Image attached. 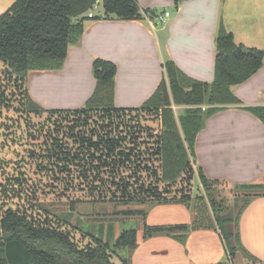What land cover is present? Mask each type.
<instances>
[{
	"label": "trees",
	"instance_id": "16d2710c",
	"mask_svg": "<svg viewBox=\"0 0 264 264\" xmlns=\"http://www.w3.org/2000/svg\"><path fill=\"white\" fill-rule=\"evenodd\" d=\"M98 1L16 0L0 15V61L24 79L32 70L62 69L69 47L80 43L86 21L102 18L98 14L93 17L88 15L99 6ZM184 1L174 0L175 8ZM102 6L104 18L134 20L157 15L156 10L143 9L139 0H102ZM216 41L215 78L212 82L193 78L173 60H167L163 63L165 77L141 107L114 105L118 66L103 58H96L93 62L97 86L84 107L48 109L37 103L28 91L26 96L31 112L60 115L54 120V131L68 128L67 134L54 136L50 143L51 155L64 162V170H70L66 163L72 159L78 161L84 177L93 171L95 178L104 171L108 176L119 177L118 181H112L121 192L115 200L126 206L149 203V208H152L158 204L182 203L194 212L191 223L149 225L144 222V238L166 235L184 242L191 230L213 227L219 230L228 255L226 260L215 264H230L238 250L250 261L259 262L242 243L240 218L254 198L264 195V184L235 185L239 190L236 200L240 203L236 217L225 216L229 208L220 195H216L218 192L214 187L220 180L206 177L201 169L197 170V174L204 188L203 193L195 197L190 193L167 195L184 174L191 188L196 175L191 158L196 156V139L204 128L205 118L228 105H237L264 122V105L244 106L231 89L232 85L244 83L258 72L264 63V50L238 43L222 21ZM174 106H185L178 118ZM144 109L160 113L163 130L152 139L155 142L152 154L159 156L157 164L146 163L142 159L139 140L143 127L134 128L136 125L130 121L132 115L130 118L123 117L135 112L134 117L138 118ZM78 127L84 128L76 131ZM96 127L100 130L97 131ZM68 136L78 142V151H71L66 139ZM128 169L130 172L123 176L122 172ZM144 171L152 177L148 183L144 179ZM118 213L126 217L137 214L144 218L147 216L143 209ZM230 222L236 226L234 232L227 228ZM94 240L95 245L80 247L70 231L37 222L32 216L11 207L0 219V264H118L114 256L119 250L127 251L125 257H119L121 264H132V254L138 246L136 228L123 230L113 245L110 237Z\"/></svg>",
	"mask_w": 264,
	"mask_h": 264
},
{
	"label": "crops",
	"instance_id": "0c3cea01",
	"mask_svg": "<svg viewBox=\"0 0 264 264\" xmlns=\"http://www.w3.org/2000/svg\"><path fill=\"white\" fill-rule=\"evenodd\" d=\"M15 1L0 0V15ZM139 3L143 9H162L163 14L157 12L155 17L134 20L104 17L87 20L80 43L69 47L62 69L28 73L31 97L51 109L84 107L97 86L93 73L96 58L113 61L118 66L114 92L117 107L143 106L165 77L163 63L167 60H173L193 78L212 82L221 21L238 43L264 50V0H185L169 16L166 8H174V0H139ZM163 16L170 19L165 22ZM160 21L164 24L159 27ZM39 83L41 86L34 90ZM40 87L49 88V94ZM231 89L244 106L264 105V63L246 82L232 85ZM203 127L196 139V156L192 161L206 177L234 185L264 184V122L260 118L242 106L228 105L205 118ZM151 146V152L141 148L146 163L159 157L152 154L155 144ZM199 182L202 186L200 177ZM145 211V218L139 214L129 217L120 214L115 222L108 223V235L111 225L115 228L114 241L120 231L137 229L138 246L132 254V264H215L227 259L217 228L193 229L184 242L166 235L144 238V222L191 223L194 212L185 204H158ZM131 222L137 226L124 228ZM227 228L234 232L236 226L230 222ZM240 234L243 245L260 261L252 262L238 250L231 264H264V195L254 198L243 211ZM126 255V250L120 253Z\"/></svg>",
	"mask_w": 264,
	"mask_h": 264
},
{
	"label": "rangeland",
	"instance_id": "374dc122",
	"mask_svg": "<svg viewBox=\"0 0 264 264\" xmlns=\"http://www.w3.org/2000/svg\"><path fill=\"white\" fill-rule=\"evenodd\" d=\"M98 3L99 6L94 7L93 12L104 14L102 0ZM166 10L173 14L175 7H168ZM162 11L159 9L157 12L163 14ZM163 18L165 22L166 19L167 21L170 19L166 16ZM164 21L158 22V26L163 25ZM28 78L29 76L24 79L16 75L6 63L0 61V219L6 210L12 207L37 219V222L70 231L80 247H90L96 243L94 238L105 239V237L112 238L113 245L115 228L111 225V233L108 235V223L115 222L116 217L120 215L118 212L122 209L145 210L150 204L126 206L115 200L121 192L116 189L112 181L114 179L118 181L119 177L108 176L106 171H101V175L97 178L94 171L84 177L80 173L81 166L77 165L78 161L74 162L72 159L69 162L66 161L70 170H64V164L62 165L64 162L57 160L56 155H51L50 143L54 136L61 137L64 133L67 134L68 128L61 127L62 130L54 131V120L59 119L60 115L49 113L40 115L29 110L26 96V91L29 92ZM41 84L33 87L34 90ZM40 88L42 92L49 94V88ZM52 102L55 103V101ZM54 103H52L53 106H55ZM46 107L51 109L49 105ZM184 107H173L177 118ZM157 113L147 110L139 113L138 118L134 117L135 112L123 116L130 118L132 115L134 118H130V121L132 125H136L134 128L137 130L143 127L139 142L144 151L147 149L149 152L152 151L151 144H155L153 140L163 130L160 113L159 115ZM83 128L78 127L76 131ZM96 129L100 130L99 127ZM66 139L71 151L73 153L78 151V142L71 136ZM95 159L98 162L97 157ZM154 162L157 164L158 160L155 159ZM193 167L196 175L191 182V188L184 174L172 187L171 192H167V195L190 193L195 197L204 192L199 182L198 168L194 163ZM129 172V169L124 170L122 175L126 177ZM143 175L147 183L152 180L149 172L144 171ZM214 187L218 192L216 195L219 194L229 208L225 216L236 217L240 207V203L236 200L239 190L230 181H220L215 183ZM131 226L136 227L137 223L131 222L124 228ZM120 233L121 231L118 236ZM122 252L119 250L114 256L118 264H121L119 257Z\"/></svg>",
	"mask_w": 264,
	"mask_h": 264
},
{
	"label": "built area",
	"instance_id": "2783aa9c",
	"mask_svg": "<svg viewBox=\"0 0 264 264\" xmlns=\"http://www.w3.org/2000/svg\"><path fill=\"white\" fill-rule=\"evenodd\" d=\"M97 14L100 15L101 17L104 15V14L101 13V12H98ZM88 15H89V17H93V16L95 15V12H93V10H91V11L89 12ZM166 15L169 16L170 13L167 11V12H166Z\"/></svg>",
	"mask_w": 264,
	"mask_h": 264
}]
</instances>
